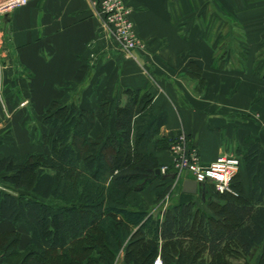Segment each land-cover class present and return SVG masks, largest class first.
Wrapping results in <instances>:
<instances>
[{
  "label": "crops",
  "instance_id": "0c3cea01",
  "mask_svg": "<svg viewBox=\"0 0 264 264\" xmlns=\"http://www.w3.org/2000/svg\"><path fill=\"white\" fill-rule=\"evenodd\" d=\"M126 1L132 27L142 42L132 54L111 47L98 17L89 10V0H27L4 13L0 24V157L10 155L16 163L28 152L49 151L39 142L42 135L36 136L34 127L44 128L43 110L53 100L91 112H97L99 103L107 100L110 115L105 129L112 131L115 100L123 101V88H144L151 93V113L165 114L160 134L183 130L202 162L220 152L239 157L236 177L247 195L239 150L252 141L264 145V81L253 65V56L264 55V0ZM225 28L227 33H223ZM219 38L233 41L223 55L244 50L242 68L213 64L211 40ZM22 98L27 102L19 105ZM50 127L56 131L50 125L46 131ZM100 128L95 120L89 134L96 135ZM146 150L154 155L158 167L164 164L166 168L158 170L159 175L143 188L129 191L128 208L161 220L179 194L209 199L199 188L211 186V182H196L195 191L188 192L181 190L182 178L166 202L162 201L173 176L170 152L167 147L155 148L152 141ZM191 210L197 218L198 211ZM11 229L19 232L16 246L23 249L29 238L26 227L1 218L0 232ZM137 232L138 223L129 225L109 264L139 260L133 241L139 238ZM188 238L180 240L176 251L186 249L187 258L192 257L193 242L201 246L193 262L208 264L212 254L206 245ZM157 241L151 261L155 256L161 259L162 238ZM124 245L134 249L133 258L125 255ZM262 252L264 242L253 245L246 255L247 264H257ZM222 256L232 263L241 261L240 256L225 252ZM170 261L178 264L176 253H170Z\"/></svg>",
  "mask_w": 264,
  "mask_h": 264
},
{
  "label": "trees",
  "instance_id": "16d2710c",
  "mask_svg": "<svg viewBox=\"0 0 264 264\" xmlns=\"http://www.w3.org/2000/svg\"><path fill=\"white\" fill-rule=\"evenodd\" d=\"M214 53L213 64L223 66ZM122 94L123 101L115 100L112 131L105 129L110 115L107 100L99 103L97 112L53 100L41 119L44 127H56L54 135L40 142L49 151L28 152L16 163L10 155L0 157L4 186L0 188V219L21 222L29 232L22 250L16 247L17 230L0 232V246L7 245L4 258L21 253L19 264H109L129 225L138 223L140 235L133 239L140 254L138 261L133 258L131 244L124 245L132 264H150L158 238H162V264H173V252L178 264H200L193 260L201 246L192 242L190 258L186 249L176 251L185 237L206 245L212 254L208 264H247L246 255L253 245L264 242V145L252 141L239 150L248 181L247 195L235 173L230 180L234 194L219 192L213 185L199 188V193H208L207 200L179 194L158 220L128 208L126 196L159 175L147 143L164 148L171 135L159 133L165 114L151 113L147 89L125 87ZM95 120L101 128L91 136ZM7 238L10 242H4ZM95 242L98 246L92 250ZM48 252L53 261L46 256ZM224 252L240 256L241 261L223 259ZM257 264H264V252Z\"/></svg>",
  "mask_w": 264,
  "mask_h": 264
},
{
  "label": "built area",
  "instance_id": "2783aa9c",
  "mask_svg": "<svg viewBox=\"0 0 264 264\" xmlns=\"http://www.w3.org/2000/svg\"><path fill=\"white\" fill-rule=\"evenodd\" d=\"M26 1L0 0V24L4 13ZM89 10L98 17L99 26L105 31L106 39L113 49L123 54H132L142 46L132 27L129 17L131 8L126 0H89ZM26 102L27 99L22 98L18 103L23 105ZM166 147L170 152L169 166L172 168L173 176L161 198L162 201L166 202L173 192L175 183L182 178H191L195 182L209 181L219 192L234 193L230 180L238 169L237 155L220 152L213 159L202 162L196 147L189 142L183 130L171 134ZM165 168L166 165L162 164L158 170L162 172ZM150 264H162V262L158 256H155Z\"/></svg>",
  "mask_w": 264,
  "mask_h": 264
},
{
  "label": "rangeland",
  "instance_id": "374dc122",
  "mask_svg": "<svg viewBox=\"0 0 264 264\" xmlns=\"http://www.w3.org/2000/svg\"><path fill=\"white\" fill-rule=\"evenodd\" d=\"M227 30H228V28L227 29L226 28L223 29V33L224 32L227 33ZM236 41H237V39H236ZM211 42H212V44L214 46V51H215L214 54H215V58H216L217 61L218 60L222 61L226 65V67H241V68L243 67V63H244L243 59H244V56H245L244 50L238 49L237 54H235V55L234 54L233 55H228V54L223 55L222 54L223 51L231 49L230 46L233 45L232 39H230V38H219V39H212ZM2 60L3 59H0V64L1 65L3 64ZM253 65H254L255 73L258 75L259 78H261L264 81V55H255V56H253ZM71 96H73V94H71ZM41 129H39L37 126L34 127L35 135L36 136H38L40 134L42 135L41 136V140H44V138H47V136L49 137L50 135H54L55 131L51 127L48 129L49 131H46L47 128L44 127L42 129L43 130L42 133L40 132ZM41 140H39V142H41ZM229 153L230 154H234L233 152H229ZM0 188H4V186L2 185V182H0ZM173 189H175V187ZM232 194H234V193H232ZM4 242H10V239L7 238ZM97 246L98 245L95 242V244H93L91 246L92 250L96 249ZM6 247H7V245H5V247L3 245L0 246V264H19L18 261L20 260L21 253L6 257V259L4 258L5 252L3 250ZM19 250H22V249H19ZM89 252H93V251H89ZM46 256L50 260L53 261L54 257H53V255L51 253L48 252ZM99 260H100V262L103 261L101 257L99 258Z\"/></svg>",
  "mask_w": 264,
  "mask_h": 264
},
{
  "label": "water",
  "instance_id": "95a60500",
  "mask_svg": "<svg viewBox=\"0 0 264 264\" xmlns=\"http://www.w3.org/2000/svg\"><path fill=\"white\" fill-rule=\"evenodd\" d=\"M154 171H158V167L154 168ZM196 187V182L191 178H184L181 185V190L188 191V192H194Z\"/></svg>",
  "mask_w": 264,
  "mask_h": 264
}]
</instances>
